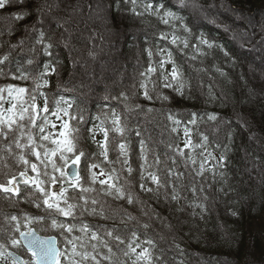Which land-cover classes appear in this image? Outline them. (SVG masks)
I'll return each instance as SVG.
<instances>
[{
  "label": "trees",
  "instance_id": "16d2710c",
  "mask_svg": "<svg viewBox=\"0 0 264 264\" xmlns=\"http://www.w3.org/2000/svg\"><path fill=\"white\" fill-rule=\"evenodd\" d=\"M69 1H78V9L83 6L87 12L69 13L62 8H66ZM34 0H29L28 7L33 6ZM41 3L44 0H40ZM53 5L52 12L57 16L63 17L66 21H71L75 18L77 22H81L77 28L75 35L78 36L77 40L74 38V51H67L60 42L57 40L59 36L56 34L55 42L59 45L52 49L53 55L48 57L40 54L36 57L35 64L32 66L27 65L26 57L30 54L21 53L19 49L11 54L10 63L5 67V72H14L18 65L26 70L43 71V65L52 63L56 66V72L50 76L45 77L49 81L48 87H42L37 90L36 104L43 107L44 97L46 96L49 103L50 112L57 108H67L70 116H64L63 112L59 115L64 121L69 123V130L73 136H79L78 146L82 148L88 157V163L99 164L105 172L110 171L112 168L120 169V164L117 161L119 152L116 145L124 140L128 145L129 163L136 171L133 172L131 181L134 185L133 191L146 202L149 210H155L161 216L174 226L172 233H167L160 228L158 224L153 223V228L147 230V235L154 239L157 244V249H165V258L167 264H264V69L257 66H252L244 60L249 61L250 57L248 51L253 49L252 43L247 44L241 48L239 41L232 40V33H225L223 25L217 27L209 21H200L192 19L190 26L194 27V34L204 32L209 38H215L219 44L226 45L227 48L232 49L236 53V63L234 66L230 62H226L223 56L215 52L205 58H199L197 61H190L186 56L177 52L174 46L170 45L167 41L159 40V31H167L168 29L163 24L159 23L154 17L147 20H140L133 18L127 7L124 5L123 0L120 2V7L117 8L115 0H104V5L109 8V22L120 23L119 28H115V33L124 35L122 49L116 56V64L112 69H116L113 75L106 74L105 81H111L115 77H119L120 68L124 66L128 71L124 73L125 79L120 82L117 81L108 86V91L104 90L107 86L106 82L104 87H95L91 94L88 92V99L96 96L94 102H88L82 95L79 94V83L74 75V55L79 54L81 49L88 48L87 51L94 50L98 53L95 58V66L107 68L111 66L109 60L102 61L104 57H111V54H105L107 48L102 46L100 39H95L92 42H87L81 36L82 30L90 26V22H94L93 18L88 19L95 0H48ZM98 2V0H97ZM168 7L174 11L177 10L176 0H164ZM205 8L208 4L215 2L216 9L220 14L219 21H224L225 24L231 25L238 31H243L244 21H239L233 17L234 13L224 9L230 7H239L242 9L243 15L246 18L254 19V22L259 23L258 19H264V0H228L223 9L220 10L219 5L223 0H201ZM77 4V3H76ZM90 5L92 6L90 9ZM17 8H10L8 12H0V31L13 27L15 29L12 36H0V41L8 43H16L19 39L26 37L29 33L24 31L27 26L31 30L35 23V15L26 17L23 21L14 22L9 19V13L17 11ZM215 10V12H216ZM251 11L256 13L249 14ZM80 12V11H79ZM63 13H67L66 16ZM179 15H184L187 20L190 12L189 10L178 11ZM218 14V13H217ZM96 17L97 22L100 17ZM91 17H94L92 15ZM259 17V18H258ZM211 18V17H210ZM234 18V20H233ZM236 19V20H235ZM62 25L63 22L58 20ZM85 22V23H84ZM56 22L50 30L44 26L46 32L61 30L56 28ZM75 23V22H74ZM79 24V23H78ZM92 27L88 28L89 33L102 34L103 39L108 35L107 31L102 30L100 25L91 24ZM79 26V25H78ZM76 26V27H78ZM264 26V24L262 25ZM100 27V28H98ZM243 28V29H242ZM119 34V36H120ZM251 42L258 43L261 37L264 36L262 29H254L249 33ZM99 41V42H98ZM8 43L0 48V55L8 51ZM159 45L160 47L170 48L173 50L174 58L181 66L185 78L191 85L190 90H186L185 95L181 96L171 89L162 88L158 85L157 91L169 97L168 101H162L156 98L153 93V100L149 101L143 98L142 90L138 89V83L141 72H144L149 64V57L145 49ZM237 45V46H236ZM244 50V51H243ZM245 54L243 55V53ZM84 54L83 56H85ZM88 56V55H87ZM91 59V58H89ZM157 59V57H153ZM83 59L77 61L76 65L80 66ZM203 60V63H200ZM84 62V60H83ZM214 66H219L227 73V76L221 77L216 71ZM82 69V67L80 66ZM92 67H90L91 69ZM93 68V69H94ZM166 68L170 70L171 65ZM123 69V68H122ZM206 69V71H205ZM84 70V69H83ZM94 70L91 71V73ZM243 74V79H241ZM102 74H100L101 77ZM73 76V77H72ZM85 80L87 76H85ZM203 82V87H200ZM7 84H13L17 87H24L29 90L35 88V82L32 78L28 80H12L10 77H0V87ZM137 86L134 88L133 86ZM209 90L213 91L218 99L210 100ZM106 91V92H105ZM136 92V99L130 101V111L120 101L111 99L112 96H118L121 92ZM170 92L171 96L168 95ZM43 93L44 95H40ZM28 94H25L27 99ZM108 96L109 99H105ZM135 104H139L145 111H140L134 108ZM71 105V107H68ZM7 107V105H5ZM151 108L153 111L148 113L146 110ZM110 109H115L120 113L122 120L127 122V131L125 137H120L118 134L109 130V152L108 159L113 163H106L102 149L98 146L97 142H103L104 134L101 128L111 129V121L108 118ZM215 113L220 117L230 120L231 130L233 132V143L231 151L228 153L229 161L227 168L223 169L225 175L222 177L219 172L213 178L211 171H205L203 176L196 174L199 171L200 161L202 159L200 153L204 152L202 148L189 149L185 148V142L190 137L192 145L199 144L202 140L201 133L209 137L207 145V152H211L218 158L221 149L217 148V143H226V133L228 128L219 127L217 130L216 122L208 120V114ZM195 114V117L193 116ZM47 116L50 121L47 126L48 131L56 133L60 130L62 120L57 119L50 113H41V117ZM83 117V120L70 119V117ZM143 116L145 119L150 120L152 123L157 124L159 130L153 131L152 124L144 128L141 125L133 123L134 118ZM169 116L172 119H169ZM243 116L248 123L245 132H240V124L237 123V117ZM195 119L196 123H189L190 120ZM180 121L177 125L174 121ZM40 122L38 118V123ZM149 122V121H148ZM150 122V123H151ZM55 123L56 128L53 129L51 124ZM142 131V138L146 142V149L149 162L153 160V156L160 157V165L158 166L161 176L166 175V169L172 165V160L176 161L175 171L183 172L180 183L183 185L181 190V200L179 203L165 202L163 194L160 196L159 202L156 201L151 195L140 192L139 183V165L143 163L140 158L139 141L141 137L136 135V129ZM173 128L176 130L173 131ZM188 129V136H185V129ZM79 129L77 133L74 131ZM94 129L95 141L92 139L93 133L88 130ZM157 130V128H156ZM35 135L38 130L33 129ZM260 134H259V133ZM84 134V135H83ZM247 136V137H246ZM152 140L155 145H150L148 142ZM5 142H0V149H3ZM48 147H54L48 142H43ZM179 149L184 150V155L179 154ZM43 151V149H41ZM16 154L19 150L14 149ZM207 152L204 154L207 155ZM27 154V153H26ZM250 154V155H249ZM6 154L0 151V158H4ZM188 157L197 161L193 165ZM30 161L37 162L34 156H29ZM122 159V158H121ZM7 163L9 166L5 167ZM38 163V162H37ZM215 161L209 160L205 168H209ZM82 174L87 175L85 164L82 161ZM24 170V166L15 160V156L0 159V183L5 182L9 176L16 175ZM155 170V169H153ZM93 171L99 173L100 168ZM30 175H36L29 170ZM7 174V175H5ZM123 177L127 176L124 172ZM8 177V178H7ZM105 177H100L104 179ZM227 180V184L224 181ZM120 183H123V178ZM148 186H152L150 182L146 181ZM203 186L204 193L197 192L193 196L191 188ZM97 189L101 186L97 183ZM223 187L225 191L221 192L219 189ZM24 186L21 190L23 192ZM207 194L209 199L205 202L208 210L201 213L199 208H193L188 205L199 203L203 200V196ZM91 195H96L92 193ZM102 195V194H101ZM108 200L112 209H116L118 204H122L134 216L138 217L142 222L147 221V217L141 215L140 205L135 207L125 204L123 201ZM27 203H19L13 206V202L5 200L4 194L0 193V214H13L20 212H28L35 214L37 210L30 205L31 211L28 210ZM107 206V205H106ZM179 209H182L179 210ZM235 211L237 215L233 216L232 212ZM196 215L193 216L192 213ZM85 222L96 226L99 224H107L112 226L111 221H104L99 217L84 216ZM180 225L179 228L175 227ZM39 227V226H37ZM123 227V226H121ZM129 228L137 227L135 222L128 225ZM154 229V230H153ZM164 233L165 240H160L158 233ZM143 238L144 230L140 229ZM176 236V242L180 245V250H177L171 245L172 236ZM10 264V261H6Z\"/></svg>",
  "mask_w": 264,
  "mask_h": 264
},
{
  "label": "snow or ice",
  "instance_id": "6c2138e0",
  "mask_svg": "<svg viewBox=\"0 0 264 264\" xmlns=\"http://www.w3.org/2000/svg\"><path fill=\"white\" fill-rule=\"evenodd\" d=\"M115 2L119 8L121 0H115ZM227 2L228 0H223L219 7L223 8ZM28 3L29 0H0V12H8L10 8L18 9L9 13V19L14 22L23 21L33 14L36 17L31 30L27 26L25 27L24 31L29 33L26 37L19 39L16 43L0 41V48L8 43V51L0 55V77H10L12 80L32 78L35 82V88L31 90L13 84L0 87V142H5L0 151L6 154L4 158L0 159L15 156V160L24 166V170L20 171L18 176L11 175L6 182L0 183V193L4 194L5 200L13 202V206L27 203L37 212L35 214L23 211L18 214H0V261H10V264H167L165 249H157L156 242L147 235V230L152 229L153 223H155L165 232L172 233L174 226L160 213L149 210L146 202L132 190L134 185L131 177L136 170L129 163L128 145L124 140L116 145L119 152L116 161L120 164L119 170L112 168L105 172L99 164L88 163L87 154L78 146L80 137L73 136L71 131H68L69 123L59 115L60 112H63L64 116H70L67 108H57L50 112L46 96L42 108L36 104L34 93L42 87L49 86V81L45 77L56 72L55 64H44L43 71H29L18 65L14 72H5L4 69L10 63L12 52L17 49L21 53L30 54L26 57V63L32 66L35 64L37 56L43 54L51 57L52 49L59 46L55 42V30L46 32L43 28L46 19L51 15L53 5L48 0H44L43 3L40 0H34L33 6L29 8ZM123 3L133 18L147 20L154 17L159 23L166 26L167 31H159V40L167 41L190 61H197L199 58L206 59L218 52L232 66L236 63V53L232 49L217 43L215 38H209L204 32L194 34L193 29L198 25L190 26L192 19L207 20L217 27L223 25V31L231 32L232 40H238L241 48L251 43V37L246 29L238 31L231 25L225 24L224 21L217 22L218 16H213L210 11L217 8L215 2L208 4V7L205 8L201 0H176L177 10L175 11L168 7L164 0H123ZM91 7L90 5V9ZM101 7L100 4H97L95 10L99 11ZM184 10L190 12L187 20L184 15L178 14V11ZM225 10L238 14L237 18L241 21L246 19L239 7H230ZM61 27L63 25L58 22L56 28ZM14 31L13 27H8L0 31V36L5 34L12 36ZM262 31H264V26H262ZM64 33H68V35L66 36ZM64 33L60 34V44L64 48L74 51L71 34L67 28H64ZM259 43L264 44V36L261 37ZM145 51L149 57V64L146 70L139 74L138 83V89L142 90L141 94L144 99L153 100V93H155L157 99L168 101L167 95L157 91L158 85L171 89L181 96L185 95L186 90L191 89L181 66L174 58L172 49L155 45ZM88 55L90 58H95V54L91 51ZM154 56L157 59H153ZM200 63H203V60H200ZM167 65H171L170 70L166 68ZM214 67L221 77L227 76L221 67ZM243 78V74H241V79ZM200 87H203V82ZM26 93L28 94L27 99L25 98ZM39 94L44 95L43 93ZM208 95L210 100L218 99L211 90ZM105 99H109V97L106 96ZM111 99L120 101L131 111L130 101L136 99V92L131 94L121 92L118 96H112ZM134 108L145 111L139 104H135ZM146 111L150 113L153 110L149 108ZM41 113H50L62 120L60 130L56 133L48 131L47 126L50 121L47 116L41 117ZM193 116L195 117V114ZM108 118L111 121V129L101 128L104 140L97 143L102 149L101 155H103L104 161L113 163L108 159L109 130L123 138L127 131V122L122 120L121 114L117 113L115 109H110ZM70 119L82 121L83 117H70ZM169 119L172 117L169 116ZM208 120L216 122L217 130L221 126L228 128L227 142L217 143V148L221 149L218 158L211 152H207L209 137L204 133L200 134L202 140L199 144L193 146L189 137L184 147L193 150L195 148L204 149V152L200 153L202 159L199 171L196 172L197 175L203 176L205 171H211L213 178L217 172L223 177L225 173L222 170L227 168L228 153L231 151L233 143L231 123L229 119L215 113L208 114ZM174 123L178 125L180 121L176 120ZM189 123L195 124L196 120L192 119ZM237 123L242 127H248L247 120L243 116L237 117ZM51 127L55 129L57 126L52 123ZM33 129L38 130L35 135ZM175 130L173 128V131ZM74 131L78 133L79 129ZM88 131L93 133L92 139L95 141L94 129ZM136 135L141 137L139 146L140 158L143 161L139 165L138 187L140 192L151 195L157 202L163 194L165 202L179 203L183 188L180 181L184 173L174 170L176 161L173 159L172 165L165 170L166 175L161 176L158 170L161 163L160 157L153 156L150 163L141 129H136ZM185 136H188L187 128ZM43 142H48L54 147H48ZM14 149L19 150V153L16 154ZM205 152L207 155L204 154ZM179 154L183 156L184 150L179 149ZM29 156H34L38 163L30 161ZM188 160L193 165L197 163L191 157H188ZM209 160L215 161V163L206 169L205 165ZM82 161L85 164L87 175H83L79 167ZM4 166L8 167L9 165L5 163ZM97 168H100L99 173L93 171ZM29 170L36 175H30ZM124 172L127 173L126 177L122 175ZM101 176L105 178L100 179ZM122 178L123 183H120ZM146 181L150 182L152 186H148ZM97 183L101 186L99 189L95 187ZM224 183L227 184V180ZM21 184L24 186L23 194ZM55 188L58 190H54ZM190 190L193 196H196L197 192H205L203 186L199 188L193 186ZM219 191L223 192L225 189L221 187ZM92 193H96V195H91ZM109 197L112 201H123L132 207L139 204L141 215L147 217V221L142 222L122 204H118L116 209H112L108 200L105 199ZM208 199V195L205 194L201 202L188 206L199 208L201 213L206 212L208 208L205 202ZM179 210L182 211V209ZM192 215L195 216L196 213L193 212ZM232 215L235 216L237 213L233 211ZM84 216L99 217L101 220L111 221L112 226L109 227L107 224L93 226L85 222ZM132 222H135L137 227L129 228L128 225ZM175 227L179 228L180 225ZM140 229L144 230L143 238ZM158 235L160 240H165L163 232ZM171 245L180 250L175 235L172 236ZM20 252L22 254H18Z\"/></svg>",
  "mask_w": 264,
  "mask_h": 264
},
{
  "label": "rangeland",
  "instance_id": "374dc122",
  "mask_svg": "<svg viewBox=\"0 0 264 264\" xmlns=\"http://www.w3.org/2000/svg\"><path fill=\"white\" fill-rule=\"evenodd\" d=\"M213 1H215V0H213ZM104 3H105L104 0H98V2H97V0H95V4L92 7L91 13L87 16L88 19H90V20L93 18L94 22H90V26L86 27V29H84V30H82L80 32H81V36H83L82 38L83 39H87L86 41L87 42L89 41V43L90 42L93 43V41L95 39H100L99 41H100V43H102V46H104V47L106 46V48H107L106 52H104V53L108 54L107 52H109L111 54V57H108V58L104 57V59L101 58V60L104 61V62L109 60V62L111 63V66L107 67V68H102V69H100V67H97V66H95V68H94L93 65H96L97 59L96 60H92V58L89 59L90 57H89L88 53L90 51L93 52L96 55L98 53L97 52L95 53L94 50L87 51L88 48H85V46H84L83 49H81V52L79 54H75L74 55V61H75L74 75H75V77H76V79L78 80V83H79L78 84L79 85V94L82 95L84 97V99L86 101H88V102L89 101L90 102H94L96 100V96L92 95L90 97V99H88V98H86V97H88L87 93L89 92L91 94V92L94 90L95 87H104V86H106L105 83L108 82L109 80L105 81V75L106 74L113 75V72L116 71V69H114V68L112 69V67L117 65L115 58L120 53V51L122 49V44H123V39H124V35H122V34H120L118 32L115 33L116 32L115 28H119L120 23L109 22V21H111V19L110 20L108 19L109 18V14H110L109 13V8L106 9ZM97 4H100L102 6L101 10H99V11L95 10ZM76 5H78V1H69V4L66 6V8H62L61 11L64 12V10H66L69 13L68 15H71V13L73 15H75L74 14L75 12L76 13H80L81 16L83 15V13L87 12L86 8L83 10V6L84 5L83 6L81 5L79 9H78V6H76ZM74 8H75V10H73ZM216 9H218V8H216ZM216 9L210 10L212 12L213 16H219V14H220ZM221 9H223V8L220 7V10ZM215 10H216V12H215ZM253 13H256V12L255 11H251L249 14H253ZM63 14L66 15L67 13H63ZM242 14H243V12H242ZM68 15H66V16H68ZM92 15H94V17H91ZM99 15H101L99 17L100 21L97 22L98 19H96V17H98ZM237 15L238 14H234L233 17L238 19ZM243 16L246 18L245 15H243ZM58 20L63 22V27H62L61 30H58V32H56V34L59 36V39L57 41L60 42V34L64 33V28H67L68 32L71 34V43H72V46H73L74 45V41L72 39L73 38L75 39L76 37L78 38V36L75 35L77 33L76 31H78L76 29L79 28L83 24H80L81 22H77V20L75 18L71 19L73 22L67 21L65 23L66 19H63V17L60 18V16H57L55 13H51V15L46 19V21L44 23V26L47 27L50 30V28L54 27L53 25L56 22H59ZM233 20H234V18H233ZM238 20L240 21V19H238ZM258 20H259V23L254 22V19H250V18H246L244 20L243 27L246 29L248 35L254 29H257V28L262 29V25L264 24V19H261V20L258 19ZM91 24H95L97 26L100 25L101 30H100L99 33H101L102 30H105V31H107L108 35L103 39L104 32L101 35L100 34H96L95 35L92 32L89 33L88 32V28L92 27ZM76 26H78V27H76ZM100 27H98V28H100ZM119 34H120V36H119ZM64 35L67 36L68 33H64ZM77 38L75 40H77ZM91 40H93V41H91ZM251 43H252V45H256V47H253V49L251 50V53H250V51H248V53H249L248 55L250 56L248 58L249 61H246V60H244V61L246 63L247 62L250 63L249 65H251V69H249V70H251L253 72L252 66H254V69H255V66H257V67H259L261 69H264V44H260L259 42L256 43V42H253V41ZM67 51H70V50L67 49ZM84 54H86V55L83 56ZM244 54H245V52L243 53V55ZM81 59L84 60V62L82 60L81 63H80V66L82 67V69L80 68V66L76 65L77 61H79ZM90 67H92V68L90 69ZM122 68H120L119 77H115L113 80L110 79L111 81H109V83H106L107 86L105 87L104 90L108 91V88H110L108 86H111V84L114 83V81L115 82H117V81L120 82L121 80L126 78V76H124V73L126 71H128V70H127V68H124V66ZM92 70H94V71L91 73ZM84 74H85V76H87L86 80H85ZM100 74H102L101 77H100ZM170 94L171 93L168 92L169 96H171ZM150 122H151L150 120L145 119L143 116H140L139 118L135 117L134 121H133V123L135 125L138 124V125H141L144 128L148 127L149 124L150 125L152 124V126L155 127V128H153V131L157 132L159 130L160 125L158 127L157 124H154L152 122L150 123ZM156 128H157V130H156ZM246 129L247 128L240 126L239 130H240L241 133H243V132L246 131ZM148 143L151 146L156 144V142L154 143L152 140H149ZM82 165L83 164L81 163V172H82ZM9 178H10V176H9ZM54 190H58V188H55ZM22 194H23V192H22ZM26 205L28 206V210L31 211L32 209H30V205L29 204H26ZM0 264H9V263L6 262V261H0Z\"/></svg>",
  "mask_w": 264,
  "mask_h": 264
},
{
  "label": "water",
  "instance_id": "95a60500",
  "mask_svg": "<svg viewBox=\"0 0 264 264\" xmlns=\"http://www.w3.org/2000/svg\"><path fill=\"white\" fill-rule=\"evenodd\" d=\"M79 167H80V169H81V164H80V166H79ZM18 175H19V174H18ZM18 175H17V176H18ZM18 254H19V253H18Z\"/></svg>",
  "mask_w": 264,
  "mask_h": 264
},
{
  "label": "flooded vegetation",
  "instance_id": "af4514ba",
  "mask_svg": "<svg viewBox=\"0 0 264 264\" xmlns=\"http://www.w3.org/2000/svg\"><path fill=\"white\" fill-rule=\"evenodd\" d=\"M21 187H22V184H21ZM20 254H22V252H20Z\"/></svg>",
  "mask_w": 264,
  "mask_h": 264
}]
</instances>
